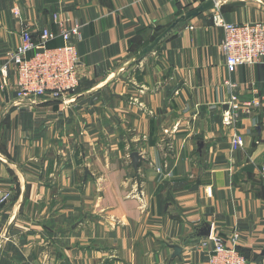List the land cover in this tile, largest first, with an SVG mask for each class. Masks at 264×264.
Instances as JSON below:
<instances>
[{"label":"crops","instance_id":"obj_1","mask_svg":"<svg viewBox=\"0 0 264 264\" xmlns=\"http://www.w3.org/2000/svg\"><path fill=\"white\" fill-rule=\"evenodd\" d=\"M206 1L0 0V264H208L209 237L235 233L264 264V59L228 71L216 7L135 58ZM215 1L229 22H264V0ZM60 22L81 26L79 87L20 101L22 28L57 47Z\"/></svg>","mask_w":264,"mask_h":264},{"label":"built area","instance_id":"obj_2","mask_svg":"<svg viewBox=\"0 0 264 264\" xmlns=\"http://www.w3.org/2000/svg\"><path fill=\"white\" fill-rule=\"evenodd\" d=\"M215 7L213 22L223 32L221 50L225 56L228 71L234 73L241 65L252 66L262 61L264 59V22H229L224 18L217 4ZM14 12L19 14L16 10ZM55 19L60 20L58 15ZM60 24L62 30L59 35L64 39V44L57 47L48 45L56 38L50 29L42 30L39 38H35L30 25L27 24L22 28L20 42L9 54L10 61L16 67L14 88L16 97L20 101L32 97L63 100L79 87L80 56L71 37L79 34L81 26L74 24L71 27H63V23L60 22ZM3 73L6 75V71ZM6 85L5 78L3 86ZM252 106H260V102H249L243 110L249 111ZM229 108L223 111L225 125H231L236 121V108L231 107V110ZM231 145L235 149L242 148L243 136L236 133L231 140ZM262 171L264 172V167ZM208 191L211 194V188ZM10 198L11 193L0 187V204L6 203ZM239 237L240 235L235 233L232 238L233 245L229 246L221 236L211 235L209 239L213 242V248L208 264H249L246 257L237 249Z\"/></svg>","mask_w":264,"mask_h":264},{"label":"water","instance_id":"obj_3","mask_svg":"<svg viewBox=\"0 0 264 264\" xmlns=\"http://www.w3.org/2000/svg\"><path fill=\"white\" fill-rule=\"evenodd\" d=\"M215 6H216L215 0H207L206 2L202 3L199 7L195 8L191 11H188L186 14H184L181 17H179L178 19H176V21L170 27H168L158 37H156L154 39V41L151 44L147 45L140 53H138L135 58L140 59V58L146 56L158 45V43L161 41V39H163L165 36H167V34L169 32H171L173 29L177 28L179 25L188 21L189 19L198 16L200 13L214 8ZM131 157L133 158V160L134 159L138 160L137 154H131Z\"/></svg>","mask_w":264,"mask_h":264},{"label":"trees","instance_id":"obj_4","mask_svg":"<svg viewBox=\"0 0 264 264\" xmlns=\"http://www.w3.org/2000/svg\"><path fill=\"white\" fill-rule=\"evenodd\" d=\"M152 40H154V37L151 39V41ZM237 249L239 250V248L237 247ZM240 251V250H239ZM245 257H246V255L242 252V251H240ZM246 259H247V257H246ZM247 261H248V259H247Z\"/></svg>","mask_w":264,"mask_h":264},{"label":"rangeland","instance_id":"obj_5","mask_svg":"<svg viewBox=\"0 0 264 264\" xmlns=\"http://www.w3.org/2000/svg\"><path fill=\"white\" fill-rule=\"evenodd\" d=\"M130 157H131V156H130ZM9 200H10V199H9ZM9 200H8V201H9ZM8 201H7V202H8Z\"/></svg>","mask_w":264,"mask_h":264}]
</instances>
